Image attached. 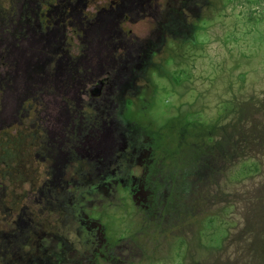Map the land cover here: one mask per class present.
<instances>
[{
  "label": "rangeland",
  "instance_id": "rangeland-1",
  "mask_svg": "<svg viewBox=\"0 0 264 264\" xmlns=\"http://www.w3.org/2000/svg\"><path fill=\"white\" fill-rule=\"evenodd\" d=\"M111 2L0 0V264H264V0Z\"/></svg>",
  "mask_w": 264,
  "mask_h": 264
},
{
  "label": "flooded vegetation",
  "instance_id": "flooded-vegetation-1",
  "mask_svg": "<svg viewBox=\"0 0 264 264\" xmlns=\"http://www.w3.org/2000/svg\"><path fill=\"white\" fill-rule=\"evenodd\" d=\"M114 1L116 0H112L111 4L110 5L108 4L110 8L113 6ZM165 1L157 0V8L162 13L161 19L163 18L164 15H167L172 10H175V8H173L170 5L171 0H168L167 3H165ZM161 19H159V25H165L167 21ZM105 88H106V82L100 80L97 84H95L89 89L88 94L92 100H98L102 98ZM38 140L41 142L35 143V141ZM42 140H43V134L41 131L38 130H33V132L21 131L14 137H11L9 134H4L3 136L0 137V188H2V190H6V193L8 191L9 186L16 184V182L13 181V176L15 175L18 177V179L21 180V183H19L21 184L20 188L26 186L34 187L37 184V183H32V180L34 182V179L31 178V175L34 174L35 177L36 175L40 174L41 168L34 167L33 159H32L33 158L32 149L35 146H36L35 149L38 147L42 148V142H43ZM156 140L158 141V137L156 136L151 139L153 143L152 145L154 147L159 145V144L157 145ZM106 148H107V141H105L100 146L102 152H104ZM38 150H36L37 153L39 152ZM87 153L90 155L91 150L88 149ZM83 173H84L83 167L77 168L75 172V174H81V175ZM117 182L120 186L124 185V181L122 183H119V181ZM39 189L40 188H38L37 190ZM11 208L14 209L15 207H11ZM12 209L10 210L12 211ZM106 238L108 242L109 239L107 234H106Z\"/></svg>",
  "mask_w": 264,
  "mask_h": 264
}]
</instances>
